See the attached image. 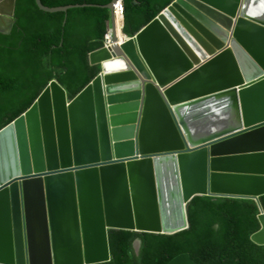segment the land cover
<instances>
[{"label":"water","instance_id":"obj_1","mask_svg":"<svg viewBox=\"0 0 264 264\" xmlns=\"http://www.w3.org/2000/svg\"><path fill=\"white\" fill-rule=\"evenodd\" d=\"M116 1L97 76L73 97L51 80L0 129V264L109 262L111 230L171 234L197 195L264 194V0H175L125 41Z\"/></svg>","mask_w":264,"mask_h":264},{"label":"trees","instance_id":"obj_2","mask_svg":"<svg viewBox=\"0 0 264 264\" xmlns=\"http://www.w3.org/2000/svg\"><path fill=\"white\" fill-rule=\"evenodd\" d=\"M49 7L91 4L67 12L41 10L35 0H16L14 25L0 33V129L24 112L49 82L76 96L99 73L89 54L103 47L112 0H41ZM175 0H122L123 32L134 36ZM258 198L195 196L190 226L175 233L111 230V260L98 264H167L189 253L196 264H264V244L251 235L260 228ZM139 239L140 249L135 250Z\"/></svg>","mask_w":264,"mask_h":264},{"label":"built area","instance_id":"obj_3","mask_svg":"<svg viewBox=\"0 0 264 264\" xmlns=\"http://www.w3.org/2000/svg\"><path fill=\"white\" fill-rule=\"evenodd\" d=\"M121 15L122 17V24H123V18H124V5H123V2L122 0H117L116 3L113 4V16H114V26H115V33L119 39V41H125L127 40L128 38H130V36H127L126 34L123 33V25H122V28H121V36L118 34L117 30H118V27H117V15ZM113 44V31L112 29L110 28V26L108 27V31L105 35V38H104V46L105 47H110L111 45Z\"/></svg>","mask_w":264,"mask_h":264},{"label":"bare ground","instance_id":"obj_4","mask_svg":"<svg viewBox=\"0 0 264 264\" xmlns=\"http://www.w3.org/2000/svg\"><path fill=\"white\" fill-rule=\"evenodd\" d=\"M122 17H121V15H117V27H118V30H117V32H118V34L121 36V34H122V32L120 31L121 30V28H122Z\"/></svg>","mask_w":264,"mask_h":264},{"label":"crops","instance_id":"obj_5","mask_svg":"<svg viewBox=\"0 0 264 264\" xmlns=\"http://www.w3.org/2000/svg\"><path fill=\"white\" fill-rule=\"evenodd\" d=\"M9 9H10V8H9ZM9 9H7L6 6H5V8H4V12H5V11H8Z\"/></svg>","mask_w":264,"mask_h":264},{"label":"rangeland","instance_id":"obj_6","mask_svg":"<svg viewBox=\"0 0 264 264\" xmlns=\"http://www.w3.org/2000/svg\"><path fill=\"white\" fill-rule=\"evenodd\" d=\"M115 24V23H114ZM135 250H136V252H138V250H137V247L135 246Z\"/></svg>","mask_w":264,"mask_h":264},{"label":"clouds","instance_id":"obj_7","mask_svg":"<svg viewBox=\"0 0 264 264\" xmlns=\"http://www.w3.org/2000/svg\"><path fill=\"white\" fill-rule=\"evenodd\" d=\"M123 25H124V18H123ZM109 27V26H108ZM103 46H104V44H103Z\"/></svg>","mask_w":264,"mask_h":264},{"label":"flooded vegetation","instance_id":"obj_8","mask_svg":"<svg viewBox=\"0 0 264 264\" xmlns=\"http://www.w3.org/2000/svg\"><path fill=\"white\" fill-rule=\"evenodd\" d=\"M8 9V8H7Z\"/></svg>","mask_w":264,"mask_h":264}]
</instances>
